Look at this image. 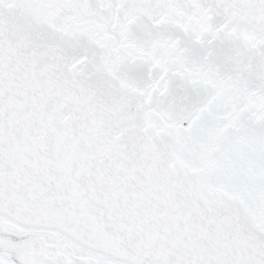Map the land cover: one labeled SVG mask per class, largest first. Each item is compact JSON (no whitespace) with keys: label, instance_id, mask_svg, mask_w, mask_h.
Segmentation results:
<instances>
[{"label":"snow or ice","instance_id":"1","mask_svg":"<svg viewBox=\"0 0 264 264\" xmlns=\"http://www.w3.org/2000/svg\"><path fill=\"white\" fill-rule=\"evenodd\" d=\"M0 264H264V0H0Z\"/></svg>","mask_w":264,"mask_h":264}]
</instances>
